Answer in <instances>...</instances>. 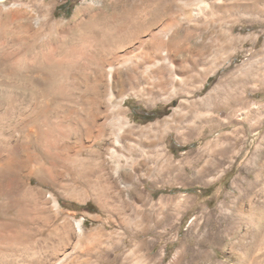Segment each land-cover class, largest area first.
Instances as JSON below:
<instances>
[{
    "label": "rangeland",
    "instance_id": "374dc122",
    "mask_svg": "<svg viewBox=\"0 0 264 264\" xmlns=\"http://www.w3.org/2000/svg\"><path fill=\"white\" fill-rule=\"evenodd\" d=\"M66 1L0 0L7 9L11 54L8 72L0 65V100L6 106L0 108V161L8 166L1 174L0 220L14 234L0 242V264H22L27 255L51 245L56 264H107L115 255L132 257L134 264H150L152 256L161 257V264L182 257V264H243L252 254L255 264H264V107L259 106L264 99V0H220L206 13L182 19L173 28L174 56L165 64L185 68V81L150 92L143 82L134 89L128 84L118 96H96L82 79L77 84L71 75L79 60L58 58L48 67L44 57L32 58L47 41L46 34L34 39L25 56L18 54L26 47V20L16 15L17 7L38 30L44 18L61 21L62 29L73 24L77 7L90 12L104 2L69 0L67 7L57 9ZM167 2L128 0L116 13L124 17L149 11L154 16ZM143 29L133 25L115 43L143 42L137 50L142 53L152 40L141 37ZM111 52H105L107 58ZM88 111L101 113L98 124ZM150 111L155 112L152 117ZM77 117L80 129L103 130L91 143L106 169L99 179L72 173L79 163L70 147L80 142L83 131L69 127L63 133L60 124ZM45 130L58 134L57 145L63 149L44 142ZM83 155L95 158L89 148ZM131 160L146 162L151 171L131 168ZM27 163L29 176L22 171ZM132 170L134 190L126 187L131 181L124 176ZM28 177L32 188L24 186ZM106 178L112 187L105 185ZM174 192L187 205L186 221L176 230L166 221L156 224L151 207L153 196ZM45 198L48 206L41 207ZM80 219L78 234L75 222ZM67 225L72 235L64 242L61 231ZM142 239L153 247L124 251L129 240ZM112 242L120 250L110 249Z\"/></svg>",
    "mask_w": 264,
    "mask_h": 264
},
{
    "label": "bare ground",
    "instance_id": "6f19581e",
    "mask_svg": "<svg viewBox=\"0 0 264 264\" xmlns=\"http://www.w3.org/2000/svg\"><path fill=\"white\" fill-rule=\"evenodd\" d=\"M127 2L128 0H104L102 6L97 8V10L90 12H85V8H82L81 6L77 7L72 17L74 22V19H77V21L75 23L73 22L72 25L66 28L63 27L62 29H59V26L61 27L60 24H62L61 21H52L51 19L44 18V22H42V26L38 30L35 28V25L30 22L31 16L22 13L20 7H17V9L14 10L16 15H19L26 20V23L24 22L23 25L26 34V45L24 44L26 47L22 48L21 51L18 49V54L20 56H25L26 53L32 49L31 44L34 42V39H37L41 34H46V36H48V39L46 38L47 41H44L45 43L41 45V49L38 52L37 50L35 51L32 58H37V55L44 57L45 64L48 67L54 66L53 64L57 62L58 58L64 59L66 62H73V60L78 62L79 60L80 63L75 66L76 74L71 75V78L77 84L81 83L80 79L90 83L96 96L105 94L106 92H109L111 96H118L124 92L126 85L130 84L134 89L139 87L142 82L145 83L144 88L147 91L152 88L167 90L169 85H173L172 87L181 85L188 76L186 71H184L185 68L179 70L173 63H170L171 67H168L165 64L169 58H173L174 48H176L173 28L180 26L182 24V19H191V17L205 12L208 8L218 6L216 4L219 3L220 0H168L166 5L163 4L164 6L161 7L159 14L157 13L154 16H152L153 14H149V11H143L135 16L126 15L121 17L116 13V10L121 8L123 4L127 6ZM221 7L226 8L227 6L224 5ZM6 10L4 4L0 3V65H3L2 70L4 73L9 66L11 57L9 49H7L8 47H6V38H8L7 33L10 29ZM136 24L145 27L140 33L141 37L149 36L150 40L152 39L150 41L151 44L148 45L149 47L142 48L145 49L142 53L139 51V53H137V50L139 48L138 44H143V42H138L137 45L119 42L115 43V39L121 38L120 36H123L133 25L135 26ZM73 28L79 30V36H74L69 32V29ZM57 38H59V40H57ZM58 41H60L59 45H56L58 44ZM78 44L80 49L78 48L77 50ZM108 49L112 50L109 58H107L105 53ZM123 74L125 75L124 77ZM0 90L3 91L4 88H0ZM5 107L4 100H0V108L5 109ZM88 112L87 116L91 121H93L94 124H98L102 118L101 113L94 111ZM81 120L82 119L77 117L76 121H73L72 123L67 121L65 125H63V121L62 124H60L63 133L68 131L69 127H74L76 130L82 129L83 131L80 142L70 147V150L73 151V160L79 163V166H76V168L79 169L74 170L72 168V173L82 178H89V180L91 179V176H96L99 179L104 175L106 169L101 153H99L98 149H91V145L93 144V141L95 142L96 139L102 137L104 133L101 128H93L92 130L87 127V125L86 127H83L82 125L80 129V126L78 125H80ZM41 137L44 138V142H52L55 145L58 144V134L52 136L45 130ZM60 147L64 146L60 144L57 145L58 150L63 149ZM88 148L90 154H95V158L83 155V150ZM9 162L10 161L8 160V163ZM132 163H134L131 164V168L133 169L135 166L140 165L145 173L151 171L146 162L133 160ZM6 165L0 161V185H2L1 174L5 169L8 170V166ZM38 168L40 172H42V167L39 166ZM22 171L25 172V175L29 176L32 173L31 165L29 163L25 164ZM133 172V170L127 173L125 172L124 176L131 181L126 187H131V189L134 190L137 188V184L134 181ZM116 173L117 171H115V174ZM31 185L32 179L28 177L27 181L24 182V186L28 188L31 187ZM105 185H109V187L113 186L112 182L107 178L105 179ZM47 203L48 201L45 198L41 201L40 205L41 207H47ZM52 206L54 211L58 210V202L56 200H53ZM63 228V231H61V238L62 240L64 239V242H67L72 235L70 226L67 225ZM75 230L78 234L82 233L81 219L75 222ZM11 236H14L13 229L10 228V225L7 224V222L0 220V242L5 241L6 238ZM257 239L258 238H256V240ZM258 242H256V246L258 245ZM253 246H255L254 243ZM255 249L253 252H255ZM55 250L56 249H54L52 245L50 248L38 250L36 253L34 252L35 254L27 255L26 258L22 259V264H56L59 261H56L57 257ZM204 254L206 253L202 251V256ZM256 259L257 257L255 254H252L249 260L246 259V262L243 261V264H255Z\"/></svg>",
    "mask_w": 264,
    "mask_h": 264
},
{
    "label": "crops",
    "instance_id": "0c3cea01",
    "mask_svg": "<svg viewBox=\"0 0 264 264\" xmlns=\"http://www.w3.org/2000/svg\"><path fill=\"white\" fill-rule=\"evenodd\" d=\"M260 108L264 107V99L259 101ZM260 112H264L260 111ZM261 122L264 123V119L261 120ZM178 193H159L156 195V197L153 196V199L156 201L151 203L152 207V218L153 221L156 224H162L163 221H166L171 227L173 226L174 229L180 227V224L183 221H186L187 216V205L186 202L181 201L180 198L177 197ZM176 230V229H175ZM130 233V232H129ZM125 243V242H124ZM108 247L112 250H120V247L116 246L115 242L107 244ZM152 242L151 246L149 243L145 240H129L128 243H125L124 245V251L133 252V251H143V250H149L152 248ZM150 264H156V263H162L161 257H154L147 258ZM183 257L176 259L174 264H182ZM98 261V260H96ZM107 264H134V259L132 257H121L118 255H115L114 257H111L107 260Z\"/></svg>",
    "mask_w": 264,
    "mask_h": 264
},
{
    "label": "trees",
    "instance_id": "16d2710c",
    "mask_svg": "<svg viewBox=\"0 0 264 264\" xmlns=\"http://www.w3.org/2000/svg\"><path fill=\"white\" fill-rule=\"evenodd\" d=\"M69 0H67L65 3L63 4H60L59 6H57V9L59 10H63L65 7H67V3H68ZM145 113V112H144ZM149 113V116H153V113H155L154 111H150L148 112Z\"/></svg>",
    "mask_w": 264,
    "mask_h": 264
}]
</instances>
